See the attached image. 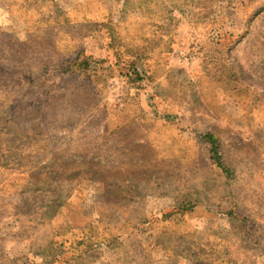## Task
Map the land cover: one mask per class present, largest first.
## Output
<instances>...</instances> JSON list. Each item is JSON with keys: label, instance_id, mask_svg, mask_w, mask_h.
I'll return each instance as SVG.
<instances>
[{"label": "rangeland", "instance_id": "1", "mask_svg": "<svg viewBox=\"0 0 264 264\" xmlns=\"http://www.w3.org/2000/svg\"><path fill=\"white\" fill-rule=\"evenodd\" d=\"M0 264H264V0H0Z\"/></svg>", "mask_w": 264, "mask_h": 264}, {"label": "trees", "instance_id": "2", "mask_svg": "<svg viewBox=\"0 0 264 264\" xmlns=\"http://www.w3.org/2000/svg\"><path fill=\"white\" fill-rule=\"evenodd\" d=\"M83 65H86L87 67V64L84 61H83ZM137 72L140 74V70H137ZM203 138L205 139L206 142H208L211 145V152L213 154V158L215 160L217 167L220 168L224 174H226L227 176H230L231 172L229 171V169L225 167V165L222 162L221 154L218 149L219 147H218V142L216 138L213 135L208 134V133L205 134Z\"/></svg>", "mask_w": 264, "mask_h": 264}, {"label": "built area", "instance_id": "3", "mask_svg": "<svg viewBox=\"0 0 264 264\" xmlns=\"http://www.w3.org/2000/svg\"><path fill=\"white\" fill-rule=\"evenodd\" d=\"M189 61H191V59H189Z\"/></svg>", "mask_w": 264, "mask_h": 264}]
</instances>
